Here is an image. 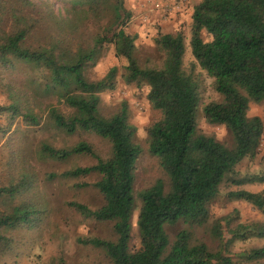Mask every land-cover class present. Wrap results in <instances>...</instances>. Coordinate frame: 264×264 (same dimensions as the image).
I'll use <instances>...</instances> for the list:
<instances>
[{"label": "trees", "instance_id": "16d2710c", "mask_svg": "<svg viewBox=\"0 0 264 264\" xmlns=\"http://www.w3.org/2000/svg\"><path fill=\"white\" fill-rule=\"evenodd\" d=\"M16 2L14 8L0 3V66L12 65V60L17 59L44 67L48 80L42 84V92L54 94L58 102L70 109L65 115L50 106L53 125L67 135L80 130L93 132L110 145L105 158L98 157L85 141L69 149L46 143L39 146L42 157L60 162L81 155L96 158L92 165L59 175L74 179L95 172L100 176L94 182L102 197L98 207L91 209L75 202L67 206L81 217L111 223L114 238L88 237L78 242L103 249L107 264H264V244L239 251L230 248L236 240L264 239L263 224H237L230 230L231 237L223 240L216 251L202 242L192 243V232L185 228L170 241L163 227L178 221L191 228L204 227L208 204L224 182H264L255 176H239L236 171L241 159L255 155L264 130L261 118H249L247 113L251 103L264 101V0H202L192 10L191 54L198 68L212 78L213 89L222 99L206 103L202 116L209 124L229 129L232 147L198 131V81L183 69L184 39L180 32L158 36L157 44L165 53L161 67L140 66L135 56V39L123 30L128 13L120 2L112 5L114 24L105 35L94 37L85 48L78 45L75 49L50 34L33 40L36 29L43 28L44 16L35 2ZM99 2L88 0L92 10ZM198 30L204 31L210 40L197 36ZM105 41L112 42L115 55L127 62L121 74L123 82L144 84L148 102L161 113V118L148 130V149L165 171L169 184L166 188L162 180H156L137 194L138 205L133 188L139 148L132 141L136 129L128 121L127 107L123 104L117 113L104 116L99 109L98 93L110 85V76L89 80L84 74L85 67L97 60ZM8 108L15 114L19 111L13 104ZM23 116L38 123L32 109L27 108ZM23 183L1 187L0 205L13 199ZM83 185L86 184L80 187ZM228 196L247 201L264 216V191L238 189L228 192ZM133 211L140 239L137 250L130 247ZM32 212L24 204L0 209L1 253L8 242L1 230L29 223ZM211 232L221 238L217 222Z\"/></svg>", "mask_w": 264, "mask_h": 264}, {"label": "rangeland", "instance_id": "374dc122", "mask_svg": "<svg viewBox=\"0 0 264 264\" xmlns=\"http://www.w3.org/2000/svg\"><path fill=\"white\" fill-rule=\"evenodd\" d=\"M31 1L44 16L43 28H37L32 39L40 40L43 35L50 34L72 49L78 45L85 48L93 43L94 37L105 35L114 24L112 5L120 2L128 13L126 20L123 18V30L135 39V56L140 66L161 67L165 53L157 44L158 36L180 32L184 39L183 69L186 73H192L198 81V131L213 136L226 147H232L229 129L224 125L205 122L201 112L209 101L222 100L221 95L213 89L212 78L198 68L191 54L192 10L202 0H100L95 10L91 9L88 0ZM0 3L14 8L17 2L0 0ZM195 33L204 40L211 38L202 30ZM126 65L124 57L115 55L114 44L105 41L98 50L97 60L85 67L84 74L89 80L110 76V85L107 84L98 93L99 109L104 116L117 113L123 104L127 107L128 121L136 129L132 141L139 148L133 188V198L138 205V193L158 179L167 188L169 180L157 158L148 149V130L161 118V113L148 102L144 84L123 82L121 74ZM47 80V70L32 62L16 59L12 60V65L0 66V188L18 186L24 182L14 198L0 205V209L19 204L33 209L29 223L12 230H1L8 242L5 251H0V264H107L103 249L81 244L78 240L88 237L113 239L111 223L81 217L67 206V203L75 202L91 209L98 207L102 197L94 182L100 176L95 172L74 179L59 175L76 167L92 165L96 158L81 155L60 162L42 157L39 146L46 143L55 148L69 149L85 141L98 157L105 158L110 153V145L93 132L80 130L67 135L53 125L48 111L50 106H55L65 115L70 113V109L58 102L54 94L42 92V84ZM11 104L19 110L17 114L8 108ZM27 108L32 109L38 119L37 124L24 118ZM247 113L249 118H261L264 125V101L251 103ZM236 171L239 176L264 179V130L255 155L241 159ZM50 173L57 176L48 177ZM82 184L86 185L80 187ZM238 189L262 192L264 182L242 185L224 182L208 204V219L204 227L191 228L180 221L164 224L170 241L185 228L192 232V243L202 242L208 249L216 251L223 240L231 237L230 230L237 224L264 225V216L255 207L245 200L228 196V192ZM216 222L221 238H216L211 232ZM130 228V247L137 250L140 239L136 211L131 214ZM263 244L264 239L236 240L230 248L239 251Z\"/></svg>", "mask_w": 264, "mask_h": 264}]
</instances>
